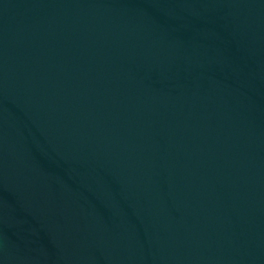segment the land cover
<instances>
[{"label":"water","instance_id":"1","mask_svg":"<svg viewBox=\"0 0 264 264\" xmlns=\"http://www.w3.org/2000/svg\"><path fill=\"white\" fill-rule=\"evenodd\" d=\"M0 264H264V0H0Z\"/></svg>","mask_w":264,"mask_h":264}]
</instances>
